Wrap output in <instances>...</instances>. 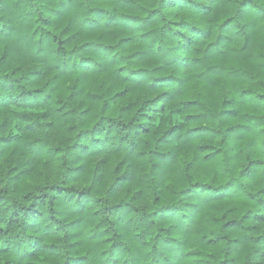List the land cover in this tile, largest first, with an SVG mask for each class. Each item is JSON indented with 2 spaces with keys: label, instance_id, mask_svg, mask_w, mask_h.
Returning <instances> with one entry per match:
<instances>
[{
  "label": "trees",
  "instance_id": "16d2710c",
  "mask_svg": "<svg viewBox=\"0 0 264 264\" xmlns=\"http://www.w3.org/2000/svg\"><path fill=\"white\" fill-rule=\"evenodd\" d=\"M0 264H264V0H0Z\"/></svg>",
  "mask_w": 264,
  "mask_h": 264
}]
</instances>
